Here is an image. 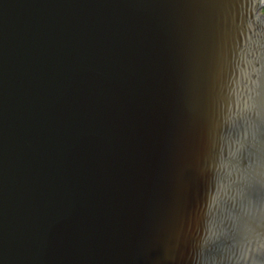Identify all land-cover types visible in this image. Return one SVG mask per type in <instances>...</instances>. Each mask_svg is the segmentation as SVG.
<instances>
[{
  "label": "water",
  "instance_id": "obj_1",
  "mask_svg": "<svg viewBox=\"0 0 264 264\" xmlns=\"http://www.w3.org/2000/svg\"><path fill=\"white\" fill-rule=\"evenodd\" d=\"M257 6L0 0V264H264Z\"/></svg>",
  "mask_w": 264,
  "mask_h": 264
},
{
  "label": "flooded vegetation",
  "instance_id": "obj_2",
  "mask_svg": "<svg viewBox=\"0 0 264 264\" xmlns=\"http://www.w3.org/2000/svg\"><path fill=\"white\" fill-rule=\"evenodd\" d=\"M262 14H264V12H263ZM253 255H255L254 252H252V256H253Z\"/></svg>",
  "mask_w": 264,
  "mask_h": 264
}]
</instances>
